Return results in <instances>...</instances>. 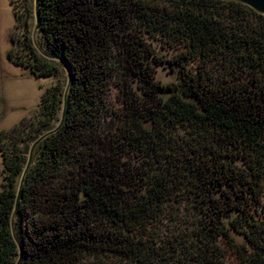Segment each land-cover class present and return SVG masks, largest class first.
I'll return each mask as SVG.
<instances>
[{
    "label": "trees",
    "instance_id": "obj_1",
    "mask_svg": "<svg viewBox=\"0 0 264 264\" xmlns=\"http://www.w3.org/2000/svg\"><path fill=\"white\" fill-rule=\"evenodd\" d=\"M37 1L45 55L26 4L9 58L57 83L39 121L0 136V264H264V15L227 0ZM161 65L177 83L157 81Z\"/></svg>",
    "mask_w": 264,
    "mask_h": 264
},
{
    "label": "rangeland",
    "instance_id": "obj_2",
    "mask_svg": "<svg viewBox=\"0 0 264 264\" xmlns=\"http://www.w3.org/2000/svg\"><path fill=\"white\" fill-rule=\"evenodd\" d=\"M26 4L33 9V18L30 21L32 45L45 55L44 42L36 23V0H0V136L4 133L8 134L19 126L29 127V124L39 121L41 99L44 93L57 83V79L53 77H35L29 69L17 66L9 58L11 51H17L23 40L21 39L23 33L18 28L15 16L16 13L21 15L25 11ZM148 41L166 60L178 54L179 47L171 48L157 39H148ZM157 72V81L163 85L178 82L177 74L172 72L168 65L158 66ZM60 77L59 81L68 85L69 79L65 69H61ZM109 95L111 106L118 109L120 98L116 87L110 86ZM35 146L36 144L27 146L30 156L31 153L33 155ZM2 170L0 154V193L3 184ZM228 263L238 264L233 258L229 259Z\"/></svg>",
    "mask_w": 264,
    "mask_h": 264
},
{
    "label": "water",
    "instance_id": "obj_3",
    "mask_svg": "<svg viewBox=\"0 0 264 264\" xmlns=\"http://www.w3.org/2000/svg\"><path fill=\"white\" fill-rule=\"evenodd\" d=\"M227 1H233V2H238V3H241L243 5H246L250 8H252L254 11H256L257 13L261 14V15H264V0H227ZM37 3L38 1L36 0V23H37V28L39 26V19H38V6H37ZM68 88H69V84H70V79H71V76L70 74H68ZM68 91V89H67ZM31 158H32V153H31V156H30V159H29V163H28V166H27V169L25 170V173L23 175V178H22V182H23V179L27 173V170L30 166V163H31ZM21 182V184H22Z\"/></svg>",
    "mask_w": 264,
    "mask_h": 264
}]
</instances>
